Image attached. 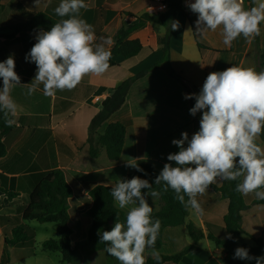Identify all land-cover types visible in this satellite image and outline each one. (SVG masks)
<instances>
[{
    "label": "crops",
    "instance_id": "obj_1",
    "mask_svg": "<svg viewBox=\"0 0 264 264\" xmlns=\"http://www.w3.org/2000/svg\"><path fill=\"white\" fill-rule=\"evenodd\" d=\"M175 1L170 0L171 3ZM86 2L88 7L81 9L80 15L94 27L97 36L94 44L102 43L101 37H111L113 43L106 45L110 51L122 28L139 22L143 14L162 13L166 10L155 11L151 0ZM191 2L194 0L188 4ZM241 2L245 9L254 6L253 0ZM59 3L60 0H44L36 5V0H1L0 62L14 54L15 71L22 85H30L34 81L37 67L26 61L25 57L37 42L36 37L40 31L19 33L15 28L37 14H45L59 22L62 18L54 11ZM185 12L192 15V21L182 12L178 13L176 21H179L180 27L172 33L170 59L174 70L193 88L194 94H199L210 73L224 71L232 65L253 67L259 72V64L264 65V23L260 25L259 34L248 38L240 36L229 47L223 43L222 28L201 36L196 33L195 27L198 14L191 10ZM166 32V26L154 22H147L132 31L127 39L138 40L143 46L138 55L132 58L111 55L110 61L114 65H110L106 73L100 76L86 75L72 90H57L52 96L43 94L42 84L37 85V90L32 95H27V89L22 86L12 90L11 96L17 105V114L14 117L15 128L2 138L7 154L0 157V174L8 178L9 189L19 193V196L12 201L4 196L0 204V215H16L28 205L32 191L53 169H64L70 183L78 187L83 195L75 194L69 200V225L73 229L71 239L75 244L88 238L92 225V219L87 215L92 206L88 193L93 187L117 184L120 179H127L136 170L129 163H135L139 167L144 162H150L160 172L166 163H173L175 166L174 162L167 160L169 154L179 151L172 141L181 139L184 132L191 138L195 124L189 111L191 102L184 98L187 94L184 86L163 69H155L136 80L123 106L98 130L99 135H103L110 124L118 122L126 127L125 143L119 161L111 162L106 148L98 143V156L92 157L88 142L91 121L102 110L103 102L124 81L162 60L164 53L159 39ZM201 118L202 112L199 113V122ZM256 143L264 148V132L257 137ZM222 184L223 181H218L213 185L221 187ZM22 186L27 187L28 198L22 197ZM197 199L204 210L203 215L190 211L188 220L201 227L206 237L195 244V249L179 264H229L230 255L226 249L217 246L207 237L211 234L218 240L227 238L224 218L228 213L229 202L210 186ZM254 200L259 201L256 196ZM149 203L153 213L161 209L159 198H151ZM115 205L117 206L116 203ZM250 205L242 226L264 242V204L251 202ZM132 206L121 210L127 214ZM239 243L255 246V242L245 234L241 235ZM192 244L193 240L186 226L166 228L163 231V246L160 249L146 248L143 254L145 262L158 255L177 254ZM16 249L21 248L5 244L0 230V264H12L11 254ZM81 251L86 252L88 259L107 254V259L102 264H120L100 245H89ZM260 256H264V252L256 257ZM251 264H256V261L253 260Z\"/></svg>",
    "mask_w": 264,
    "mask_h": 264
},
{
    "label": "clouds",
    "instance_id": "obj_2",
    "mask_svg": "<svg viewBox=\"0 0 264 264\" xmlns=\"http://www.w3.org/2000/svg\"><path fill=\"white\" fill-rule=\"evenodd\" d=\"M42 2L36 0V5ZM253 2L254 6L247 9L241 0H194L188 7L198 14L196 33L205 36L222 28L223 43L230 47L240 36L259 34L264 23V0ZM87 7L86 0H60L54 11L62 19L50 30L39 32L37 42L25 57L37 67L30 85L21 84L14 54L0 62V118L6 126L15 123L17 105L11 96L15 87H25L27 95H32L42 84L43 94L52 96L57 90L76 88L86 75L107 72L111 51L106 45L113 40L101 37L102 43L94 44V27L80 15L81 9ZM168 26L176 31L179 21H171ZM184 98L195 99L190 114L202 112V118L199 130L191 138L184 132L181 139L172 141L179 151L169 154L167 160L175 166L166 163L154 184L137 176L120 179L111 189L120 209L133 205L123 222L117 217L110 231L98 232L100 242L108 245L105 251L120 264H145V249L156 244L161 221L153 218L149 197L155 200L161 191L153 185L161 186L163 192L173 190L175 199L197 215L204 212L198 195L218 181L239 180L237 192L255 193L258 200H264V148L256 143L264 132V71L232 65L210 73L199 94H185ZM129 166L142 171L135 163ZM228 239L232 237L229 235ZM234 258L264 264V256L252 257L243 247L235 250Z\"/></svg>",
    "mask_w": 264,
    "mask_h": 264
},
{
    "label": "trees",
    "instance_id": "obj_3",
    "mask_svg": "<svg viewBox=\"0 0 264 264\" xmlns=\"http://www.w3.org/2000/svg\"><path fill=\"white\" fill-rule=\"evenodd\" d=\"M185 0H176L168 5V11L156 16L146 13L139 18V22L122 28L116 36V44L111 49V55L124 56L132 58L138 55L143 46L138 40H128L129 34L146 24L154 22L167 27L166 34L159 39V44L163 50L164 56L162 60L154 66L146 69L142 73L129 78L117 87L114 93L109 96L104 102L102 110L92 119L89 127V138L91 156L96 158L98 150L96 143L104 146L107 150L108 158L111 162H117L121 158L125 137L127 133L126 127L122 123L110 124L103 135H99L98 130L107 120L117 112L125 103L127 95L132 84L139 78L145 77L155 69H163L171 78L181 83L186 93L191 95L193 88L179 75L171 65L170 51L172 33L169 23L176 21L179 12H182L190 21L192 15L186 13L182 7ZM1 10V0H0ZM57 23L54 19L45 14H37L32 16L27 22L16 26L15 31L19 33L48 31L54 24ZM5 37H11L2 35ZM258 44V39H256ZM114 65L113 62H109ZM263 63L259 64V71H263ZM191 108L194 107L195 99H190ZM195 124L194 134L200 128L199 113L193 116ZM15 128V125L6 126L3 118H0V157L7 154V148L2 138ZM142 171L137 169L128 175L127 179L139 176L142 179H147L154 184L155 178L160 171L157 170L150 162H144L139 166ZM242 179V178H241ZM240 181H223L221 187L210 185L215 191L220 193L221 197L229 202L228 213L224 218L227 229V238L218 240L213 235L207 237L214 241L217 246H223L230 255L229 264H251L254 260H240L234 258L235 250L238 247H243L249 250V255L256 257L264 252V242L257 235H253L245 227L242 226V221L245 214L250 210L251 202L264 204V200L256 201L253 193L242 195L237 192L236 185ZM116 184H100L93 187L88 196L92 203L87 215L92 219V225L88 232V238L85 241L72 243L73 229L70 227L69 200L75 194L81 195L78 187H74L67 176L64 169H53L32 191L28 205L20 210L16 215H0V230L3 233L5 244L18 248H34L36 245V231L28 223L37 221L40 223H55L60 228L59 238L56 240H48L42 243L44 251L60 252L62 255V264H73L74 257L78 250L89 245H100L105 249L108 245L100 242L98 232L100 230L110 231L117 221V217L121 222L125 220L126 214L115 205V201L111 195V189ZM154 188L161 191L159 197L161 209L153 213L154 219L161 221V229L153 249H160L163 246V231L166 228L186 226L189 236L193 240V244L186 247L183 251L168 256L158 255L155 258L148 259L145 264H179L182 259L192 250L195 249V244L206 237L203 229L197 226L192 221H189L190 210L186 209L178 200L175 199V193L169 189L163 192L161 186L153 185ZM147 191V190H144ZM0 193L12 201L19 196V193L11 191L8 185V178L0 174ZM87 198V197H86ZM151 197H149V200ZM187 199V197H186ZM1 208V207H0ZM242 234L250 237L255 246L248 244H240L239 238ZM229 235L232 239H228Z\"/></svg>",
    "mask_w": 264,
    "mask_h": 264
},
{
    "label": "rangeland",
    "instance_id": "obj_4",
    "mask_svg": "<svg viewBox=\"0 0 264 264\" xmlns=\"http://www.w3.org/2000/svg\"><path fill=\"white\" fill-rule=\"evenodd\" d=\"M152 5L157 6V0H151ZM188 0H185L182 4V7L185 11L190 10L188 7ZM167 7L171 4L170 0H166ZM168 11L166 8L165 12ZM164 13V12H162ZM152 15L156 16L161 13H151ZM20 192L22 197L28 198L29 191L27 187H20ZM4 195L0 193V204H2V199H4ZM27 200V199H26ZM23 201V200H22ZM32 228L36 230V245L34 248H21L16 249L12 252V264H62V255L60 252H48L44 251L42 248V243L48 240H56L59 238L58 234L60 232L59 227L55 223H40L37 221H33L28 223ZM102 247V246H101ZM103 248V247H102ZM82 249L78 250L75 257L73 264H102L103 261L107 259V254H100L97 255L96 258L88 259L81 251ZM4 264V262H3Z\"/></svg>",
    "mask_w": 264,
    "mask_h": 264
},
{
    "label": "built area",
    "instance_id": "obj_5",
    "mask_svg": "<svg viewBox=\"0 0 264 264\" xmlns=\"http://www.w3.org/2000/svg\"><path fill=\"white\" fill-rule=\"evenodd\" d=\"M157 1H158V5L155 6V8H154L155 11L159 12V11H162V10L167 8L166 0H157ZM190 1L191 0H188L187 3L190 2Z\"/></svg>",
    "mask_w": 264,
    "mask_h": 264
}]
</instances>
